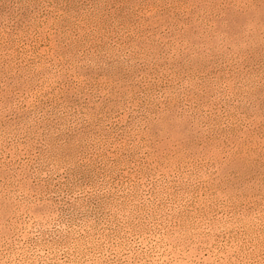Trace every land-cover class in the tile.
Returning <instances> with one entry per match:
<instances>
[{
    "label": "rangeland",
    "instance_id": "1",
    "mask_svg": "<svg viewBox=\"0 0 264 264\" xmlns=\"http://www.w3.org/2000/svg\"><path fill=\"white\" fill-rule=\"evenodd\" d=\"M0 264H264V0H0Z\"/></svg>",
    "mask_w": 264,
    "mask_h": 264
}]
</instances>
